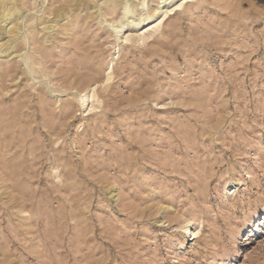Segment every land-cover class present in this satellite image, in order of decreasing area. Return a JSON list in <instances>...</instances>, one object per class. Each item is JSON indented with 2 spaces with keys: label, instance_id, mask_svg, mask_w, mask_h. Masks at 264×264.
Returning a JSON list of instances; mask_svg holds the SVG:
<instances>
[{
  "label": "rangeland",
  "instance_id": "374dc122",
  "mask_svg": "<svg viewBox=\"0 0 264 264\" xmlns=\"http://www.w3.org/2000/svg\"><path fill=\"white\" fill-rule=\"evenodd\" d=\"M18 4L42 64L0 60V264H264V5L198 0L133 44L105 0Z\"/></svg>",
  "mask_w": 264,
  "mask_h": 264
},
{
  "label": "bare ground",
  "instance_id": "6f19581e",
  "mask_svg": "<svg viewBox=\"0 0 264 264\" xmlns=\"http://www.w3.org/2000/svg\"><path fill=\"white\" fill-rule=\"evenodd\" d=\"M19 1L20 0H0V60L6 59L8 57H13V58L19 57L23 60V63L25 64L26 68L28 67L27 70L29 71V73L33 74L37 72L35 69V65L37 63L40 65L42 64V62L38 60L36 61V59L33 56V52L38 51V50L34 49V51L30 54L28 53L26 49L24 50V48L22 49L20 47V39L27 38L23 32V28H24L23 23L27 15L22 9H20L19 4H18ZM136 1L138 2L135 3L134 0H105V3L111 9V11H115L117 8H119L121 11V16L119 17L118 20L115 19L114 21H112V23L108 22L110 26L109 30L111 31V34L115 37L116 41L118 42L120 41L125 42L126 40H131V43L133 44H137L140 42L142 43L148 42L149 39L155 36V34L161 31V29L165 26L166 21H167L166 18L169 15L165 16L164 13L171 12V9L175 7L178 2V0H158V2L154 5L153 9L149 10V7H148L149 4L147 0H136ZM194 1L195 2L193 3H197L198 0H194ZM29 2H32V1H29ZM23 3L25 2L22 1V4ZM102 3H104V1ZM145 3L147 4V9L146 7H141V5ZM98 4L99 3H97V6H100ZM24 6L26 7L27 4H25ZM139 9H141L140 16L138 18H135L134 13L137 12ZM97 11H99L98 16L103 17V13L101 9ZM172 13H177V11L171 12V14ZM111 14L113 15V12L110 13V15ZM49 15H51V13H49ZM68 16L70 18V15H67V17ZM64 18L65 17L63 16V14H59L57 18L48 19V20H46L45 17L42 15L38 17V20H40V22L37 24V26L39 25L38 29H40V31L44 30L47 33L45 34V39L47 43H48V40L50 41V39H48L50 35L53 34V32H57L55 30L57 26L59 25V23H61V21ZM31 19H33V17ZM30 27H34V25ZM124 28H127V30L124 31ZM64 31L68 32L66 27H64ZM29 32L31 31L29 30ZM33 36L34 34L31 33L30 38L34 40ZM29 47H32V46H29ZM110 74L111 72H108L107 79L110 78ZM96 88H97L96 85H92L91 88L87 92L79 93L78 100L80 101L82 106H85L86 104L88 106L89 102L91 101L92 103L90 106V110L95 108L93 100H95L97 97ZM232 189L233 188L229 190L231 191L229 193L230 195H232L235 192V190H232ZM201 224L202 222H200L197 225L193 222L192 219H188L181 226V229L183 230V233H186V234L190 233V235L192 236V240H197L201 233ZM233 232H236V231H233Z\"/></svg>",
  "mask_w": 264,
  "mask_h": 264
},
{
  "label": "snow or ice",
  "instance_id": "6c2138e0",
  "mask_svg": "<svg viewBox=\"0 0 264 264\" xmlns=\"http://www.w3.org/2000/svg\"><path fill=\"white\" fill-rule=\"evenodd\" d=\"M194 0H178L175 7L171 9V12L181 11L185 8V5L193 3ZM260 5H264V0H259ZM141 7H147V4H142ZM171 12L164 13L165 16L170 15ZM256 17L264 22V8H256L255 9ZM125 43H131V40H126Z\"/></svg>",
  "mask_w": 264,
  "mask_h": 264
}]
</instances>
